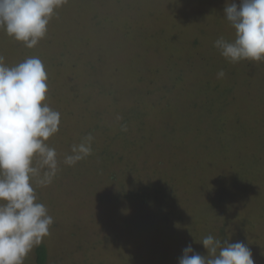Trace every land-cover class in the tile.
I'll return each mask as SVG.
<instances>
[{
    "label": "rangeland",
    "instance_id": "rangeland-1",
    "mask_svg": "<svg viewBox=\"0 0 264 264\" xmlns=\"http://www.w3.org/2000/svg\"><path fill=\"white\" fill-rule=\"evenodd\" d=\"M233 2L66 0L31 49L0 29L4 64L38 57L60 113L57 174L32 181L53 218L46 264H179L208 235L264 264V60L214 47L234 40Z\"/></svg>",
    "mask_w": 264,
    "mask_h": 264
},
{
    "label": "clouds",
    "instance_id": "clouds-1",
    "mask_svg": "<svg viewBox=\"0 0 264 264\" xmlns=\"http://www.w3.org/2000/svg\"><path fill=\"white\" fill-rule=\"evenodd\" d=\"M66 0H0V29L27 48H34L47 34V26ZM224 19L234 29V40L214 43L231 62L264 60V0H240L224 8ZM225 73L221 70L218 77ZM47 74L38 57L13 67L0 56V264L24 260L50 235L53 218L37 201L32 181L51 184L59 161L47 141L59 131L60 113L45 103ZM88 135L73 145L64 163L72 166L92 152ZM208 255L183 249L179 264H255L243 242L228 243L208 235L200 243Z\"/></svg>",
    "mask_w": 264,
    "mask_h": 264
},
{
    "label": "trees",
    "instance_id": "trees-1",
    "mask_svg": "<svg viewBox=\"0 0 264 264\" xmlns=\"http://www.w3.org/2000/svg\"><path fill=\"white\" fill-rule=\"evenodd\" d=\"M36 253V263L37 264H46L48 260V250L45 245L41 244L35 249Z\"/></svg>",
    "mask_w": 264,
    "mask_h": 264
}]
</instances>
